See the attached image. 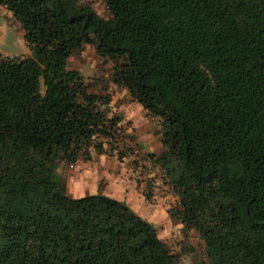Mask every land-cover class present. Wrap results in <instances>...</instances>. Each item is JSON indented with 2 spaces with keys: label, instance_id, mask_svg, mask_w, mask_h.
Masks as SVG:
<instances>
[{
  "label": "trees",
  "instance_id": "16d2710c",
  "mask_svg": "<svg viewBox=\"0 0 264 264\" xmlns=\"http://www.w3.org/2000/svg\"><path fill=\"white\" fill-rule=\"evenodd\" d=\"M98 2L105 16L0 0L30 49L0 57V264H179L123 202L60 184V161L134 149L109 95L67 68L84 44L156 118L162 150L145 158L201 240L199 263L264 264V0Z\"/></svg>",
  "mask_w": 264,
  "mask_h": 264
},
{
  "label": "rangeland",
  "instance_id": "374dc122",
  "mask_svg": "<svg viewBox=\"0 0 264 264\" xmlns=\"http://www.w3.org/2000/svg\"><path fill=\"white\" fill-rule=\"evenodd\" d=\"M81 1L98 15H106L98 0ZM28 55L30 49L22 39L19 22L0 5V57ZM67 68L76 69L90 82L92 91L109 95V108L120 116L124 132L133 137L134 149L121 159L115 150L106 147L103 153L92 152L89 159L79 158L71 164L58 162L56 174L64 192L71 197L101 194L123 202L152 226L156 236L179 258V264H200L201 240L193 231L184 232L181 224L170 216L174 196L163 183L157 166L145 158L148 153L158 155L162 150L156 118L132 101L123 87L111 82V62L100 58L93 46L84 44L74 51L67 60Z\"/></svg>",
  "mask_w": 264,
  "mask_h": 264
}]
</instances>
